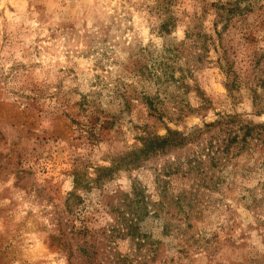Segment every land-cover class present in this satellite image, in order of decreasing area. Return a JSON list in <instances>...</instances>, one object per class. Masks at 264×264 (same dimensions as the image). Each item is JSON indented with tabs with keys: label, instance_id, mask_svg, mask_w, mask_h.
<instances>
[{
	"label": "rangeland",
	"instance_id": "1",
	"mask_svg": "<svg viewBox=\"0 0 264 264\" xmlns=\"http://www.w3.org/2000/svg\"><path fill=\"white\" fill-rule=\"evenodd\" d=\"M0 264H264V0H0Z\"/></svg>",
	"mask_w": 264,
	"mask_h": 264
},
{
	"label": "trees",
	"instance_id": "2",
	"mask_svg": "<svg viewBox=\"0 0 264 264\" xmlns=\"http://www.w3.org/2000/svg\"><path fill=\"white\" fill-rule=\"evenodd\" d=\"M177 137L179 139H177ZM182 141V137L174 132H168V134L164 137L160 138H145L143 140L142 147L138 150V154L147 155L149 152H156L158 150L163 149V147L170 145V144H176L180 143ZM137 159L134 158L131 161H136ZM139 216H137L138 218ZM134 227L131 224H128V229L132 230ZM133 233V230L132 232Z\"/></svg>",
	"mask_w": 264,
	"mask_h": 264
}]
</instances>
